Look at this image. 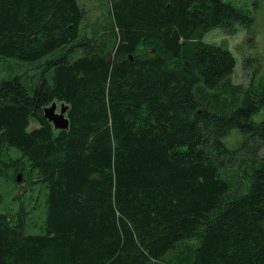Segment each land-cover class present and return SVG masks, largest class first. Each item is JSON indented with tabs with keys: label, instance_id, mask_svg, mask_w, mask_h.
<instances>
[{
	"label": "trees",
	"instance_id": "1",
	"mask_svg": "<svg viewBox=\"0 0 264 264\" xmlns=\"http://www.w3.org/2000/svg\"><path fill=\"white\" fill-rule=\"evenodd\" d=\"M240 1L107 0L90 31L81 0H0V179L42 209L0 212V264H264V84L203 41L243 28L259 73Z\"/></svg>",
	"mask_w": 264,
	"mask_h": 264
},
{
	"label": "rangeland",
	"instance_id": "2",
	"mask_svg": "<svg viewBox=\"0 0 264 264\" xmlns=\"http://www.w3.org/2000/svg\"><path fill=\"white\" fill-rule=\"evenodd\" d=\"M242 2H251L256 4V41L259 43V49L251 50L250 54H261L264 61V0H241ZM240 1V2H241ZM237 2V0H235ZM82 5L87 11V20L85 22L86 27L89 30H96L103 27L105 19L107 18L108 5L107 0H81ZM247 32L241 27L234 28L233 35L228 34L225 30L214 29L209 32L204 38L203 41L207 43L222 45L226 43L229 46L230 51L237 60V66L233 74V80L236 84L248 85L250 82L254 83H263L264 84V62L263 67L259 73L253 77L250 72L243 71V56L249 54L247 47L244 49L242 45L245 42ZM253 58H260V55L253 56ZM3 64L0 62V71H2ZM16 67V64H13ZM56 103V112L60 113L63 105L59 102ZM51 106V105H50ZM49 106V107H50ZM38 124L34 121L31 122L29 128L30 131L37 128ZM38 187L28 189V184H23L21 186H16L14 183L5 182L0 179V212L11 213L15 215L17 212L23 210L27 213L31 220L32 217L38 218L41 215L42 209L40 208V199L38 202L35 200L39 195ZM34 206L37 209H34ZM30 230L29 233L35 234L38 231Z\"/></svg>",
	"mask_w": 264,
	"mask_h": 264
},
{
	"label": "water",
	"instance_id": "3",
	"mask_svg": "<svg viewBox=\"0 0 264 264\" xmlns=\"http://www.w3.org/2000/svg\"><path fill=\"white\" fill-rule=\"evenodd\" d=\"M69 106L63 105L61 112H56V103H52V105L44 110L45 119L51 123L55 130L57 131H66L69 129L70 121L67 118ZM18 182H21V177L18 178Z\"/></svg>",
	"mask_w": 264,
	"mask_h": 264
}]
</instances>
